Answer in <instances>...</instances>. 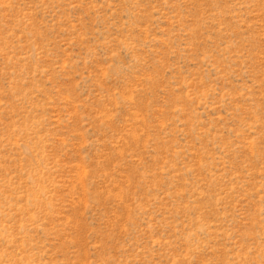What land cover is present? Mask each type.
Listing matches in <instances>:
<instances>
[{
    "label": "rangeland",
    "instance_id": "rangeland-1",
    "mask_svg": "<svg viewBox=\"0 0 264 264\" xmlns=\"http://www.w3.org/2000/svg\"><path fill=\"white\" fill-rule=\"evenodd\" d=\"M0 264H264V0H0Z\"/></svg>",
    "mask_w": 264,
    "mask_h": 264
}]
</instances>
